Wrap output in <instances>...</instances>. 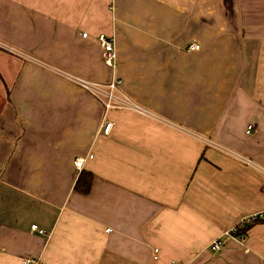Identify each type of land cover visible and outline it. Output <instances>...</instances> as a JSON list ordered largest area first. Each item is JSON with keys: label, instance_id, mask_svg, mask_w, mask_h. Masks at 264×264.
<instances>
[{"label": "crops", "instance_id": "crops-1", "mask_svg": "<svg viewBox=\"0 0 264 264\" xmlns=\"http://www.w3.org/2000/svg\"><path fill=\"white\" fill-rule=\"evenodd\" d=\"M100 34L155 117L61 75L112 77ZM260 211L264 0H0V264H264V220L210 248Z\"/></svg>", "mask_w": 264, "mask_h": 264}, {"label": "built area", "instance_id": "built-area-1", "mask_svg": "<svg viewBox=\"0 0 264 264\" xmlns=\"http://www.w3.org/2000/svg\"><path fill=\"white\" fill-rule=\"evenodd\" d=\"M88 33H84L83 37H87ZM98 41L101 45V56L106 65H108L113 71L114 74L108 81H95L87 79L85 77L67 72L61 71V75L72 83L78 85L79 87L87 90L89 93L94 95L104 107V115L106 117L107 112L112 109H127L134 111L136 113L155 117L153 113L146 110L144 107L140 106L134 102L121 88L122 80L116 74L117 69V52L115 48L114 39L106 34H100L97 36ZM200 45L193 43L189 46V49H199ZM113 127L112 121H107L102 127V131L105 134L110 133V130ZM252 126H249L247 132H250ZM91 158V155L88 156ZM85 158L77 157L74 160V164L78 171L83 169ZM264 219V211L255 212L249 215L242 216L237 223L229 230L225 231L223 235L217 238L213 243H211V250L213 253H218L222 250L225 244L230 240H236L238 242L244 243L246 240V229L251 225L255 224L258 221ZM33 230L38 231L41 234H45L44 229H39L37 225H32ZM110 231V229H107ZM158 249H155V259L157 256ZM26 264H47L42 262L40 258H28L25 260ZM171 264H180L179 262H172Z\"/></svg>", "mask_w": 264, "mask_h": 264}, {"label": "trees", "instance_id": "trees-1", "mask_svg": "<svg viewBox=\"0 0 264 264\" xmlns=\"http://www.w3.org/2000/svg\"><path fill=\"white\" fill-rule=\"evenodd\" d=\"M93 180H94V175L92 171L82 169L75 182V186H74L75 190L82 194H88L92 189Z\"/></svg>", "mask_w": 264, "mask_h": 264}]
</instances>
